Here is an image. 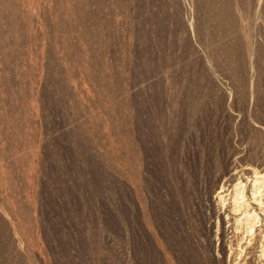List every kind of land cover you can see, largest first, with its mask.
Returning <instances> with one entry per match:
<instances>
[{"label":"rangeland","instance_id":"rangeland-1","mask_svg":"<svg viewBox=\"0 0 264 264\" xmlns=\"http://www.w3.org/2000/svg\"><path fill=\"white\" fill-rule=\"evenodd\" d=\"M255 172L264 0H0V264H264Z\"/></svg>","mask_w":264,"mask_h":264},{"label":"bare ground","instance_id":"bare-ground-1","mask_svg":"<svg viewBox=\"0 0 264 264\" xmlns=\"http://www.w3.org/2000/svg\"><path fill=\"white\" fill-rule=\"evenodd\" d=\"M264 180V174L263 173H261V172H255L254 173V180H253V183H252V188H253V194H252V210L254 211V212H249V211H246V214L248 215V217L249 218H252L253 220H256L258 223L259 222H263L262 221V219H261V216L262 217H264V215H262L261 213H259V214H255V212L257 211V209L259 208V206L262 204V203H260V199H258L259 198V195H257L258 193H259V184H260V182L261 181H263ZM249 208V209H250ZM248 209V210H249ZM236 212V218H238V217H240L242 214H240V212L239 211H241V209H240V207H236V210H235ZM259 212V211H258ZM260 212H262L261 211V209H260ZM226 213V212H225ZM243 213V212H242ZM248 218V219H249ZM232 217H228V214L226 215V218H225V221L227 222V223H230L232 220ZM264 219V218H263ZM262 226H264V223H263V225ZM254 229H255V227L252 225L250 228H249V232L252 234L253 233V231H254ZM258 232V231H257ZM250 236V235H249ZM246 240V239H245ZM249 241L247 240V242H246V247H248L249 246ZM262 252V251H261Z\"/></svg>","mask_w":264,"mask_h":264}]
</instances>
